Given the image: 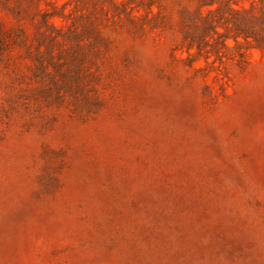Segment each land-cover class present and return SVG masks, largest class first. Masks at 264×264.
<instances>
[{
    "label": "rangeland",
    "instance_id": "obj_1",
    "mask_svg": "<svg viewBox=\"0 0 264 264\" xmlns=\"http://www.w3.org/2000/svg\"><path fill=\"white\" fill-rule=\"evenodd\" d=\"M0 264H264V0H0Z\"/></svg>",
    "mask_w": 264,
    "mask_h": 264
},
{
    "label": "trees",
    "instance_id": "obj_2",
    "mask_svg": "<svg viewBox=\"0 0 264 264\" xmlns=\"http://www.w3.org/2000/svg\"><path fill=\"white\" fill-rule=\"evenodd\" d=\"M255 37V36H254Z\"/></svg>",
    "mask_w": 264,
    "mask_h": 264
}]
</instances>
